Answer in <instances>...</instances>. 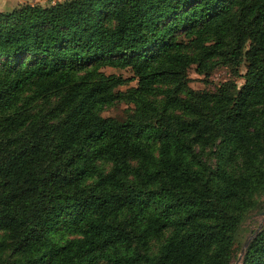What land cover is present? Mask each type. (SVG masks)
<instances>
[{
    "label": "trees",
    "instance_id": "1",
    "mask_svg": "<svg viewBox=\"0 0 264 264\" xmlns=\"http://www.w3.org/2000/svg\"><path fill=\"white\" fill-rule=\"evenodd\" d=\"M214 60L245 64L242 84L189 89ZM261 192L264 0L0 13V264H230L247 239L238 264H264Z\"/></svg>",
    "mask_w": 264,
    "mask_h": 264
},
{
    "label": "rangeland",
    "instance_id": "2",
    "mask_svg": "<svg viewBox=\"0 0 264 264\" xmlns=\"http://www.w3.org/2000/svg\"><path fill=\"white\" fill-rule=\"evenodd\" d=\"M57 1L63 0H0V13L7 12L14 8H17L21 4L25 3H39L41 5H49L53 4ZM103 73L107 75L121 76L123 78L132 77V72L129 68H119L114 66H103L99 69ZM246 70L245 64L239 66L238 71L239 75L235 76L232 72V68L221 64L215 63L211 61L207 68L203 71L201 68H198L196 65H192L187 70L186 82L187 87L196 92H214L217 87L227 81H235L239 86L242 84L243 79L242 75ZM136 86V80H128L121 84L118 89L121 91H125L128 88H133ZM162 99V96H152V101L158 102ZM133 108L132 104H128L125 101H119L111 106H107L102 111V115L104 116H116L123 117ZM257 199L264 201V192H261L257 195ZM264 204V203H263ZM263 216L261 214L254 215L251 219H249L246 223L248 229H254L257 224L261 223ZM250 232L246 233L245 239L249 238ZM72 237L68 232H58L56 233V238H70ZM241 255V249L236 253V258L231 261L230 264H238L236 263L237 258ZM99 264H107L105 262H101Z\"/></svg>",
    "mask_w": 264,
    "mask_h": 264
},
{
    "label": "water",
    "instance_id": "3",
    "mask_svg": "<svg viewBox=\"0 0 264 264\" xmlns=\"http://www.w3.org/2000/svg\"><path fill=\"white\" fill-rule=\"evenodd\" d=\"M260 214L263 216V218H262V222H264V209L260 212ZM249 238H250V237H249ZM248 240H249V239H247V240L244 242V245H243V247H242V249H241V253L243 252L244 248L246 247V245H247V243H248ZM240 258H241V255L237 258L236 263H238V262L240 261Z\"/></svg>",
    "mask_w": 264,
    "mask_h": 264
}]
</instances>
